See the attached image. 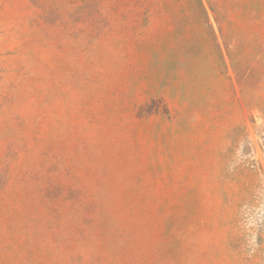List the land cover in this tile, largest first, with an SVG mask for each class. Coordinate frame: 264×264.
Masks as SVG:
<instances>
[{"label":"rangeland","instance_id":"rangeland-1","mask_svg":"<svg viewBox=\"0 0 264 264\" xmlns=\"http://www.w3.org/2000/svg\"><path fill=\"white\" fill-rule=\"evenodd\" d=\"M0 264H264V0H0Z\"/></svg>","mask_w":264,"mask_h":264}]
</instances>
